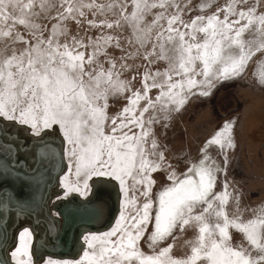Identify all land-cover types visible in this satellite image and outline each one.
Listing matches in <instances>:
<instances>
[{"label":"snow or ice","instance_id":"snow-or-ice-1","mask_svg":"<svg viewBox=\"0 0 264 264\" xmlns=\"http://www.w3.org/2000/svg\"><path fill=\"white\" fill-rule=\"evenodd\" d=\"M259 61L264 0H0V139L10 125L35 137L59 126L77 177H64L66 194L85 195L92 178L123 193L114 226L83 237L80 264H264V201L244 204L227 181L216 191L227 150L239 147L238 121L206 142L219 146L223 167L206 147L194 158L160 140L192 97L244 78ZM259 68L252 83L264 93ZM112 98L127 106L109 116ZM49 157L47 145L35 146L33 159ZM157 171L171 184L153 197ZM30 237L20 235L15 264H28Z\"/></svg>","mask_w":264,"mask_h":264},{"label":"rangeland","instance_id":"rangeland-1","mask_svg":"<svg viewBox=\"0 0 264 264\" xmlns=\"http://www.w3.org/2000/svg\"><path fill=\"white\" fill-rule=\"evenodd\" d=\"M260 64L264 61L250 68V74L244 78L218 84L210 96L192 97L176 116L166 140L160 136L162 130L156 127L162 144L183 148L194 158L202 147H206L210 159L223 167L224 156L219 146L207 145L206 142L222 131L225 124L238 121L233 134L239 147L227 150V174H217L216 191H220L222 183L227 181L230 190H239L234 194H242L244 204L253 206L264 201V173H246L248 164L245 161L247 154L258 151L259 141L264 145V93L252 83V74L260 70ZM125 106V99H110L108 115H116ZM8 130L11 135L0 139V264H15L11 253L21 246L20 235L25 231L31 233L29 255L23 258L28 264H80L84 252L89 251L83 237L110 230L119 218L123 193L118 182L92 178L85 195L77 192L66 194L62 183L64 177L73 183L77 177L59 126L44 130L40 137L30 135L31 130L22 126L10 125ZM38 144L47 145L50 153L49 160L43 164L33 159ZM193 162L190 160L188 166ZM260 165L254 163L257 169ZM173 168L177 176H181L184 166L173 163ZM261 169L264 170L263 165ZM152 175L156 181L152 189L155 197L171 181L166 179L167 172L164 171ZM102 179L104 182H99ZM140 203H143L142 197ZM87 207L97 210L91 220L67 219L69 208L79 210ZM66 227L68 236L62 241ZM192 235V230H189L184 239H191ZM170 242L161 243L157 250ZM140 247L151 254L152 250L144 240L140 241ZM184 251L185 248L174 249L176 254Z\"/></svg>","mask_w":264,"mask_h":264},{"label":"bare ground","instance_id":"bare-ground-1","mask_svg":"<svg viewBox=\"0 0 264 264\" xmlns=\"http://www.w3.org/2000/svg\"><path fill=\"white\" fill-rule=\"evenodd\" d=\"M102 180H100L99 182H104V180L103 181ZM96 212H97V210L94 209V207H87L85 209H79V210L69 208L67 210V219L71 218V219H75L76 221L91 220L93 217L96 216ZM67 228L68 227L65 228L66 229L65 232L62 234V241H65L67 239V236H68V229Z\"/></svg>","mask_w":264,"mask_h":264},{"label":"crops","instance_id":"crops-1","mask_svg":"<svg viewBox=\"0 0 264 264\" xmlns=\"http://www.w3.org/2000/svg\"><path fill=\"white\" fill-rule=\"evenodd\" d=\"M256 141V140H255ZM248 145V144H247ZM247 145H245V148L247 147ZM256 145H258L256 143ZM259 149L258 151L252 153L251 154H247L245 161L248 164V171L246 173H264V170L261 169V165H263L264 167V145L262 143V141H259ZM239 149H238V153H239ZM240 154V153H239ZM261 163V165L258 167V169L254 166V163Z\"/></svg>","mask_w":264,"mask_h":264}]
</instances>
